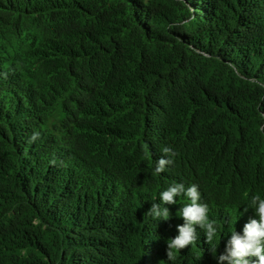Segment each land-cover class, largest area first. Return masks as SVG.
I'll return each instance as SVG.
<instances>
[{"label": "trees", "instance_id": "1", "mask_svg": "<svg viewBox=\"0 0 264 264\" xmlns=\"http://www.w3.org/2000/svg\"><path fill=\"white\" fill-rule=\"evenodd\" d=\"M21 21L43 79L0 66V264H220L264 198V0H0V31ZM54 91L63 137L41 121ZM175 183L218 231L168 260L191 201L148 210Z\"/></svg>", "mask_w": 264, "mask_h": 264}, {"label": "clouds", "instance_id": "2", "mask_svg": "<svg viewBox=\"0 0 264 264\" xmlns=\"http://www.w3.org/2000/svg\"><path fill=\"white\" fill-rule=\"evenodd\" d=\"M162 151L166 155L158 160L154 174L162 173L174 163L172 157L176 153L173 149L166 146ZM180 195L186 196L191 202L179 209V216L183 218L184 223L177 225L179 234L167 241L168 260L175 259V251L181 250L197 240L196 226L204 230L206 242L210 245L217 236L218 231L216 222L209 219L208 206L199 203L201 194L196 184H192L187 188L183 183L170 185L159 194L160 202H153L148 210L149 215L157 220L169 219L171 213L165 205L177 203L176 198ZM248 208L255 211L258 219H251L247 222L244 225L242 235L235 230L231 232V236L225 245V251L218 257L220 264H224V262L226 264H264V198H261L259 194L253 195L250 204L245 207L244 211L246 212ZM216 249L217 247H210L213 255H215ZM253 257L256 259H251Z\"/></svg>", "mask_w": 264, "mask_h": 264}, {"label": "rangeland", "instance_id": "3", "mask_svg": "<svg viewBox=\"0 0 264 264\" xmlns=\"http://www.w3.org/2000/svg\"><path fill=\"white\" fill-rule=\"evenodd\" d=\"M40 40L41 32L30 27L25 21L6 26L0 31V66L8 71L19 68L20 76H24L25 79V81H21V84L30 88L33 93L38 92L37 87L40 86L43 79L42 70L31 59V52ZM55 96L57 97L54 98ZM50 97L49 101L42 104L40 114L43 119L41 121L45 122L47 130L51 132L53 129L58 137H63L66 135V128L62 127L66 117L63 98L57 93L54 97Z\"/></svg>", "mask_w": 264, "mask_h": 264}]
</instances>
